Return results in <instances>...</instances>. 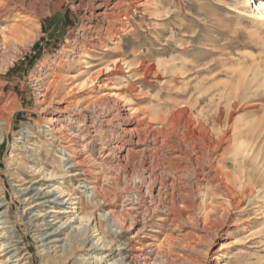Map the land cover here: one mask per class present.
Instances as JSON below:
<instances>
[{"label":"rangeland","instance_id":"374dc122","mask_svg":"<svg viewBox=\"0 0 264 264\" xmlns=\"http://www.w3.org/2000/svg\"><path fill=\"white\" fill-rule=\"evenodd\" d=\"M15 1L4 23L28 34L1 35L0 264H55L71 248L76 223L61 225L71 208L49 213L71 204L35 178L38 159L52 168L61 157L59 178L78 192L70 202L97 205L93 220L112 237L99 247L88 225L66 264L96 254L107 255L99 264H224L225 254L264 264L261 0ZM195 97L211 121L236 99L231 124L258 135L244 138L248 156L233 159L232 132L215 144L217 126L188 107Z\"/></svg>","mask_w":264,"mask_h":264},{"label":"bare ground","instance_id":"6f19581e","mask_svg":"<svg viewBox=\"0 0 264 264\" xmlns=\"http://www.w3.org/2000/svg\"><path fill=\"white\" fill-rule=\"evenodd\" d=\"M9 1L10 0H0V46H2V48H4V49H5V47H7V45H6L5 41L1 38V35L3 38H6V36H8L7 33H9V32L17 33L18 35H22V36L23 35L25 36L28 34L19 25L10 26V25H7L4 23V20H3L4 15H6L7 13H9L12 10L15 11L14 15H16V13L20 12V11L18 12V10H17L18 3L16 1L15 2L17 4H15V6L10 4ZM259 9L260 10L257 14V17H258V19L259 18L263 19L264 18V0H261ZM10 13H9V15H10ZM259 33H261V32L259 31ZM204 96H205L204 93L199 92V97L204 98ZM234 96H235V94H234ZM197 97H195L196 99L194 98L195 99L194 101L189 103L188 107L191 108L192 111H194V113L196 115L195 119L197 120V123L202 124V125L204 124L205 128H206V126L212 125V122L214 123L213 127L217 126L216 128L218 129L217 130L218 132L217 133L214 132L215 133V135H214L215 139L214 140H216L215 144L218 145L219 142L225 141L224 139L228 138L227 137L228 133L232 132L231 139L235 141L234 148H233V151H234L233 159H235L237 161L240 155L246 154L248 156L250 154L249 150H251V147H248L247 144H245L246 143L245 139L250 138V137H251V139H255V138L257 139L258 135L256 136V134L253 130V127H247L248 125H246V123L245 124L244 123L243 124H236V123L231 124L230 109L236 105V103H237L236 99L233 102L230 99V101L232 103L225 104V106H221L222 105L221 102L217 103V108L215 110L217 119L214 121H211V118H210L211 115L209 114L210 112L205 110V106H202L200 99ZM222 97L223 96H220V98H222ZM211 101H213V100L211 99ZM228 102H229V100H228ZM192 111H191V113H192ZM214 129L212 131L216 130V129L215 130ZM0 141H1V138H0ZM253 147H255V146H253ZM229 152H230L229 150H225L224 153H222V155H221V159H224V158L227 159L226 155L228 156ZM254 153H255V151H254ZM245 156H243V157H245ZM255 157H256V160L260 159V157H261V159H264V146L263 145H261V146L256 145V156ZM55 162H56V165L53 166L51 164L52 168H50V167H47L46 165L43 166V163H44L43 160L41 161L38 159V161L34 164L35 171H37V170L39 171L38 175L35 176V178H37L39 176H43V179H45L46 181L49 179H52L54 181V183L51 186L54 187V190H56V192H54L53 195L56 196V194H59V197L58 196L57 197L60 198L59 200L63 199V201H61V202H55L57 200H51V201H54V203H57V205L58 204H60V205L71 204L70 207H66V206L61 207V206L55 205V206H52V209L49 211V213H56V212L57 213H63L64 211H62V209L71 208V211H70L71 213L67 216V219L65 221H63V222L61 221L62 222L61 225L66 224L69 220H71V222H73V223H76V224H70L68 227L72 231L71 232L72 234H70V236H69V239L71 241V248H69L67 246L68 243H65V245H64L65 251H61V256L57 260H55V262L53 261L55 264H66V261L74 255L75 250L77 248L84 246V241L82 240V237L84 235L88 234V231L90 228V227H88V225L89 226L91 225L94 233H97V234H95V239H96L95 245H99V247L101 246L102 248L107 247V246H109V244H111V238L112 237L109 234V232L105 230L104 223L102 222V220H98L97 222H95L93 220L94 215H95L93 212V209H95L97 205H94L92 203V201L82 199L81 197H78L77 202H70V201H74V199L77 198V197L72 198V196L74 197V195L76 196L78 194V192L74 190L76 184L73 183L71 186H68V185H66L65 182H61V180H60L61 178H59V175L64 176V175H67L69 172H66L64 170L65 165H63L64 160L62 157L60 160L58 159ZM16 163L22 164L23 162H21V160L17 159ZM23 164H25V163H23ZM257 167H258V164L256 162V170H257ZM223 168H224V166H223ZM28 169H29V167H28ZM70 172H73V171L71 170ZM19 175H21V174H19ZM79 176H80L79 174H73L72 177L69 179V182H72V181L80 178ZM224 176H226V179L228 181H230L232 179L231 178L232 175L230 176L228 174V175H224ZM261 176L264 179V174L263 175L261 174ZM222 177H223V175H222ZM79 182H80V180H79ZM46 183L47 182L43 183V185H45ZM229 184L227 185V188L230 189L231 186ZM36 189L37 188H33V190H32V191H37V192L33 193L34 196H31L32 198L35 197V195H40V194H45L44 198L49 197L46 194H49L50 191L47 193H44L41 190H38V189L36 190ZM27 190H28V187H25L21 191L24 193ZM231 191H233V190H231ZM93 192H94L93 194H95V198L99 199V201L104 199V197L101 194H99L96 190H94ZM29 193H31V192H29ZM58 198H56V199H58ZM44 203L45 202H42V205ZM36 207H38V206H36ZM39 213H42V210H39ZM57 218H59V216L54 217V219H57ZM41 220H44V219H41ZM31 221H32V218H31ZM36 221L37 220H33L32 222L34 223ZM35 226H38V224L35 223ZM54 227L55 226H53L52 228L55 231H57L60 226L56 227V228H54ZM74 232L76 233L75 236H73ZM92 240H94V239H92ZM58 252H60V251H58ZM224 256H226V258H228V260L224 264H247L244 261V259L240 256L236 255L233 258L229 255H226V254ZM106 257H107V255H102L100 257L99 254H96L95 256L88 257L81 262H82V264H94V263L99 264L100 261L103 259H106ZM91 260H93V261H91ZM219 264H222V263H219Z\"/></svg>","mask_w":264,"mask_h":264}]
</instances>
